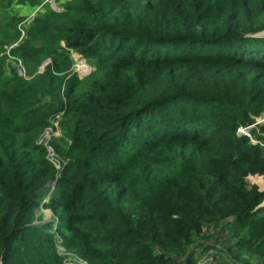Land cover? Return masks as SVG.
Returning <instances> with one entry per match:
<instances>
[{"label":"trees","instance_id":"16d2710c","mask_svg":"<svg viewBox=\"0 0 264 264\" xmlns=\"http://www.w3.org/2000/svg\"><path fill=\"white\" fill-rule=\"evenodd\" d=\"M10 2L44 9L11 50L27 76L0 57V264H71L59 239L88 264L264 263V146L237 133L264 115V0Z\"/></svg>","mask_w":264,"mask_h":264},{"label":"rangeland","instance_id":"374dc122","mask_svg":"<svg viewBox=\"0 0 264 264\" xmlns=\"http://www.w3.org/2000/svg\"><path fill=\"white\" fill-rule=\"evenodd\" d=\"M68 0H45L43 5L45 7H51L56 10H63V6L65 2ZM46 4V5H45ZM44 7H33L29 4H16L13 2H10L8 5L5 7L0 8V57H5V62H4V67L6 70L11 73V70L13 71L14 69L19 72L20 75L26 77L27 76V70L26 66L23 63L22 59L19 56L14 55L11 50L15 47L24 45L25 42L30 41L24 39L23 37V30L24 29V34H26V30L28 26L30 25L32 19L38 15V13L43 12ZM12 16L15 17H24L26 20L24 21L23 25L24 27L21 26V23L18 24V30L21 31V35H19L18 40H12L15 36V30L12 28V26L8 25V22H10L12 19H10ZM36 44H39V42H36ZM71 56L75 60V65H74V71H77L79 73L80 78H83L91 73V71L94 70V67L87 63L89 66L88 69L83 70V64L85 63V58L80 54L79 52L75 50H71ZM49 63L50 60L45 61L41 66L40 70H43V66L45 64ZM63 119V113L56 114L55 116L52 117L51 119V125L45 129V131L42 133L41 138L50 140V143L55 139L58 138V136L62 133L60 122ZM251 180V177H250ZM52 210L49 211V209H42L40 210V213L38 214V218L42 220V222H47L52 219V215L57 218L56 214ZM51 216V217H50ZM207 232L213 233L216 232L214 228L208 230ZM214 238V237H213ZM215 239L211 240L208 239L206 240L205 238L203 239L204 245H213L215 244L213 241ZM198 244V243H197ZM201 247L198 248L199 251H201ZM200 256V255H199ZM258 264H264L263 262H259Z\"/></svg>","mask_w":264,"mask_h":264},{"label":"built area","instance_id":"2783aa9c","mask_svg":"<svg viewBox=\"0 0 264 264\" xmlns=\"http://www.w3.org/2000/svg\"><path fill=\"white\" fill-rule=\"evenodd\" d=\"M21 26H22V24H21ZM21 30H23L22 32H23V36H24V29L21 28ZM84 61H85V63L83 64V66H87V68H89L86 60H84ZM261 126H264V115L257 117L255 119V121L250 123V124L239 126L237 129V133L239 135H246L251 139V141L253 143H260L262 146H264V140L257 138L253 134V130H256L259 134L264 135L263 131L261 130ZM62 135L63 134H60L58 136V138L61 137ZM39 143L46 146L47 152H48V158L55 165V167L60 171L62 169L63 165L65 164V161L55 151L52 144L50 143V140L43 139L40 137ZM49 211H50V209H49ZM52 216H54V214ZM206 246H208V245H206ZM59 249H60L61 253L68 255L67 259L69 260V262L71 264H88L86 260H84L78 256H75L73 254L67 253L65 248L61 245L60 239H59ZM215 253L216 252H215V249L213 247H209V249L207 251H203V247H202L201 251L198 252V259H199L198 264H216V261L214 258Z\"/></svg>","mask_w":264,"mask_h":264},{"label":"crops","instance_id":"0c3cea01","mask_svg":"<svg viewBox=\"0 0 264 264\" xmlns=\"http://www.w3.org/2000/svg\"><path fill=\"white\" fill-rule=\"evenodd\" d=\"M255 176L260 177L261 179H264L262 176H259V175H255ZM250 177H251V181L253 183H256L260 187L261 190H264V183L260 184L259 182H257L256 180L253 179L254 176H250ZM250 177H249V179H250Z\"/></svg>","mask_w":264,"mask_h":264},{"label":"bare ground","instance_id":"6f19581e","mask_svg":"<svg viewBox=\"0 0 264 264\" xmlns=\"http://www.w3.org/2000/svg\"><path fill=\"white\" fill-rule=\"evenodd\" d=\"M82 68H83V70L88 69L87 66H83ZM253 179L256 180L257 182H259L260 184L264 183V179H261V178H253Z\"/></svg>","mask_w":264,"mask_h":264},{"label":"water","instance_id":"95a60500","mask_svg":"<svg viewBox=\"0 0 264 264\" xmlns=\"http://www.w3.org/2000/svg\"><path fill=\"white\" fill-rule=\"evenodd\" d=\"M259 35H264V31L263 32H260V33H258ZM56 183L57 182H55V186L53 187V189L56 187Z\"/></svg>","mask_w":264,"mask_h":264}]
</instances>
